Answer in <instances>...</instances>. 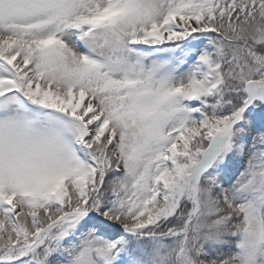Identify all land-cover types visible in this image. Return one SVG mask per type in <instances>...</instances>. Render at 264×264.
Segmentation results:
<instances>
[{
	"label": "snow or ice",
	"instance_id": "snow-or-ice-1",
	"mask_svg": "<svg viewBox=\"0 0 264 264\" xmlns=\"http://www.w3.org/2000/svg\"><path fill=\"white\" fill-rule=\"evenodd\" d=\"M0 264H264V0H0Z\"/></svg>",
	"mask_w": 264,
	"mask_h": 264
}]
</instances>
